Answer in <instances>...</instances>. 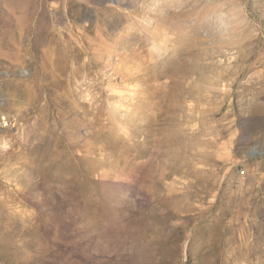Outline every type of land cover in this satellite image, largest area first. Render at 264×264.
Segmentation results:
<instances>
[{"label":"rangeland","instance_id":"1","mask_svg":"<svg viewBox=\"0 0 264 264\" xmlns=\"http://www.w3.org/2000/svg\"><path fill=\"white\" fill-rule=\"evenodd\" d=\"M0 264H264V0H0Z\"/></svg>","mask_w":264,"mask_h":264}]
</instances>
